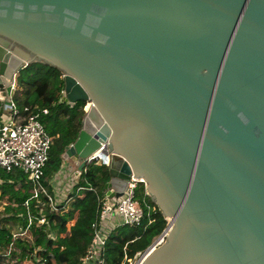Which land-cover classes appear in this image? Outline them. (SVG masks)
I'll use <instances>...</instances> for the list:
<instances>
[{"label": "water", "instance_id": "water-1", "mask_svg": "<svg viewBox=\"0 0 264 264\" xmlns=\"http://www.w3.org/2000/svg\"><path fill=\"white\" fill-rule=\"evenodd\" d=\"M37 59L87 106L62 157L170 220L143 264H264V0H0V114Z\"/></svg>", "mask_w": 264, "mask_h": 264}, {"label": "trees", "instance_id": "trees-1", "mask_svg": "<svg viewBox=\"0 0 264 264\" xmlns=\"http://www.w3.org/2000/svg\"><path fill=\"white\" fill-rule=\"evenodd\" d=\"M18 98L17 107L24 111L29 108L39 114L47 133L53 137L50 157L44 168V177H52L62 166L65 148L72 144L82 127L84 102L71 106L62 101L64 84L63 72L42 60H35L21 69L16 75ZM47 108L48 113H43ZM109 180V170L104 164L94 161L81 175L77 186L92 187L94 191L78 195L76 188L69 194V200L59 205V211L46 207V223H38V208L31 199L32 183L18 171L7 172L0 167V264L5 259L4 251L13 241V234L28 229L30 236H20L15 241L19 251L12 254L25 261L31 258L39 264L37 258H45L47 264H81L92 239L91 224L98 214V198L102 196L104 186ZM47 183V181H45ZM106 191V189H105ZM137 199L144 204V218L140 225L120 227L118 233L109 236L106 246V264H121L124 248L130 255L146 249L166 227L164 217L151 196L146 194L144 183H140ZM28 203V205H27ZM149 206V207H148ZM78 210V216L70 225L72 210ZM29 212L32 221H29Z\"/></svg>", "mask_w": 264, "mask_h": 264}, {"label": "built area", "instance_id": "built-area-1", "mask_svg": "<svg viewBox=\"0 0 264 264\" xmlns=\"http://www.w3.org/2000/svg\"><path fill=\"white\" fill-rule=\"evenodd\" d=\"M13 88L14 94L11 96V102L5 104L3 113L0 114V167L7 172L18 171L32 183L31 199L35 200L38 208V223L44 224L47 221L44 215L45 208L50 207L51 211L58 212L59 205L69 200V194L76 187L80 197H83L86 192L94 191L92 187L77 186L81 175L94 161L106 165L109 170L112 154L108 153L105 156L104 154L100 155L99 151L92 153L87 157V164L82 170H79L78 165L73 162L67 166L62 165L61 175L70 172L72 184L70 188L64 191L61 200H59L45 183L47 180L44 177V168L50 157L53 137L47 133L43 123L39 120L38 113H33L29 108H25L21 112L17 107L15 102V99L18 98L16 79L13 82ZM86 108L87 106H84V109ZM42 111L48 113L47 108ZM74 175L77 178H74ZM110 176L109 171V180L106 183L110 181ZM140 183L145 184L143 179L132 177L128 182L126 191L120 197H116L115 194L108 195L103 191L102 196L98 198L97 217L91 224L92 239L86 254L81 258V264H106V246L109 236L114 232L118 233L119 228L125 225H140L144 218V204L147 205L145 200L137 199ZM29 221L30 223L32 221L30 212ZM170 228V220L167 219L166 227L154 238L152 243L146 249L137 251L133 255H130L127 247H125L121 264H143L149 253L165 242ZM23 235L30 236L28 229L13 234L12 243L4 251L5 259L2 264H20L19 258L14 256L12 252L19 251L15 241ZM35 253H32L31 258L28 259L32 261V264H35L32 260V257L36 255ZM37 261L39 264H47L46 259L42 257L37 258Z\"/></svg>", "mask_w": 264, "mask_h": 264}, {"label": "crops", "instance_id": "crops-1", "mask_svg": "<svg viewBox=\"0 0 264 264\" xmlns=\"http://www.w3.org/2000/svg\"><path fill=\"white\" fill-rule=\"evenodd\" d=\"M72 160H67L63 158V163L62 165L67 166L72 163ZM60 170V169H59ZM57 171L52 177L46 179L47 180V185L49 186L50 190L54 193V195L61 200L62 195L64 193L65 190H67L68 188H70L72 182H71V173L67 172L64 175L62 174V168L60 171ZM64 171V170H63ZM77 178V176L74 175V178ZM78 216V210H72V217L70 218V225H73L77 219Z\"/></svg>", "mask_w": 264, "mask_h": 264}, {"label": "rangeland", "instance_id": "rangeland-1", "mask_svg": "<svg viewBox=\"0 0 264 264\" xmlns=\"http://www.w3.org/2000/svg\"><path fill=\"white\" fill-rule=\"evenodd\" d=\"M3 206H2V203L0 204V209H2ZM28 235H30V233H28ZM20 264H32V261L31 260H28V261H23V262H20Z\"/></svg>", "mask_w": 264, "mask_h": 264}, {"label": "bare ground", "instance_id": "bare-ground-1", "mask_svg": "<svg viewBox=\"0 0 264 264\" xmlns=\"http://www.w3.org/2000/svg\"><path fill=\"white\" fill-rule=\"evenodd\" d=\"M98 153L102 154L101 151H99ZM103 155V154H102ZM108 195L112 193V189H110L109 187H106V191H105ZM111 192V193H110Z\"/></svg>", "mask_w": 264, "mask_h": 264}]
</instances>
